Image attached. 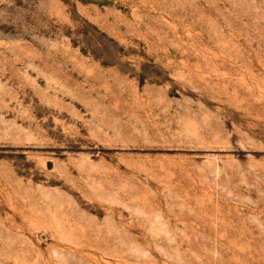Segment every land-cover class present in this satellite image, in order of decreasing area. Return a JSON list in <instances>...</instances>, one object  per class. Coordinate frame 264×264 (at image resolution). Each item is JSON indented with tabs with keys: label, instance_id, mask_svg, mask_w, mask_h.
Segmentation results:
<instances>
[{
	"label": "rangeland",
	"instance_id": "1",
	"mask_svg": "<svg viewBox=\"0 0 264 264\" xmlns=\"http://www.w3.org/2000/svg\"><path fill=\"white\" fill-rule=\"evenodd\" d=\"M0 264H264V0H0Z\"/></svg>",
	"mask_w": 264,
	"mask_h": 264
}]
</instances>
